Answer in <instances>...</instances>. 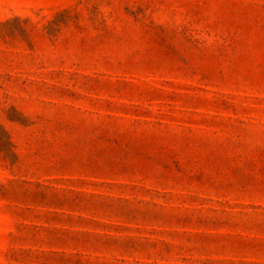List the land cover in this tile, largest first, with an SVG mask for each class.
<instances>
[{
    "label": "rangeland",
    "instance_id": "1",
    "mask_svg": "<svg viewBox=\"0 0 264 264\" xmlns=\"http://www.w3.org/2000/svg\"><path fill=\"white\" fill-rule=\"evenodd\" d=\"M0 264H264V0H0Z\"/></svg>",
    "mask_w": 264,
    "mask_h": 264
}]
</instances>
